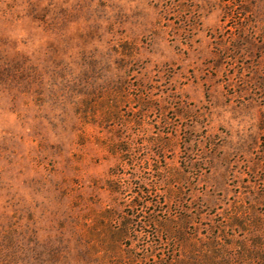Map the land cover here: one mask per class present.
I'll return each instance as SVG.
<instances>
[{
	"label": "rangeland",
	"instance_id": "rangeland-1",
	"mask_svg": "<svg viewBox=\"0 0 264 264\" xmlns=\"http://www.w3.org/2000/svg\"><path fill=\"white\" fill-rule=\"evenodd\" d=\"M0 264H264V0H0Z\"/></svg>",
	"mask_w": 264,
	"mask_h": 264
}]
</instances>
